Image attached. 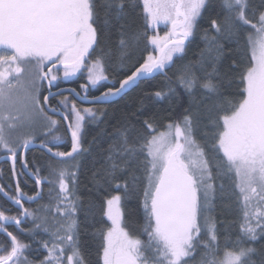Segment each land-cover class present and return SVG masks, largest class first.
Wrapping results in <instances>:
<instances>
[{"label": "snow or ice", "instance_id": "obj_1", "mask_svg": "<svg viewBox=\"0 0 264 264\" xmlns=\"http://www.w3.org/2000/svg\"><path fill=\"white\" fill-rule=\"evenodd\" d=\"M140 8L143 23L134 28L129 18ZM101 12L104 27L116 26L119 35L124 78L118 87L104 66L111 48H101L88 62L100 44ZM205 12L203 47L168 76ZM161 22L171 25L165 36L150 35ZM134 52L139 56L129 67L125 61ZM61 67L65 80L87 69V83L80 86L85 94L71 92L92 105L162 75L164 87L146 98L178 100L182 109L175 120L160 125L142 105L100 149L94 162L100 167L92 171L88 190L90 197L103 194L96 264H264V247H255L264 241V0H0V153L12 162L13 177L21 174L15 170L19 161L34 180L31 195L19 182L15 194L11 185L8 191L0 186L5 203L18 212L11 215V208L0 204V264H89L78 231L80 212L88 220L95 207L90 201L85 210L79 194L83 157L90 153L83 146V129L104 111L81 109L69 96L52 104L62 95L51 92L61 80ZM101 82L110 86L89 100L90 86ZM233 85L235 91H229ZM54 116L67 122L70 150H60L65 137ZM202 122L204 135L198 138ZM209 131L211 156L200 142ZM34 146L48 157L47 175L39 162L29 168L26 153ZM225 181L237 195L242 222L234 239L226 236L221 257L210 213L217 194L225 193ZM45 185L47 201L41 203ZM141 189L143 223L130 225L122 202ZM26 202L37 207H25ZM26 222L30 228L22 227ZM10 225L16 231H9ZM21 235L40 237L35 242L46 252L42 259H29L31 245Z\"/></svg>", "mask_w": 264, "mask_h": 264}, {"label": "trees", "instance_id": "obj_2", "mask_svg": "<svg viewBox=\"0 0 264 264\" xmlns=\"http://www.w3.org/2000/svg\"><path fill=\"white\" fill-rule=\"evenodd\" d=\"M99 4V0H97ZM101 19L98 22L100 27V44L96 49V52L92 54L91 61L94 60L97 54L100 52L101 48L107 51L109 48L112 50V54L110 57H106L104 61V66L106 70V75L109 78V81H116V86L118 87V81L124 78V75L119 70V59L118 52L116 49V45L119 40V35L117 32V27L113 26L110 29H106L103 25V13H100ZM208 16L209 13L205 12L203 18H201L198 22L197 32L193 38H191V42L186 46V52L183 56V59H176V63L172 65V67L168 70L167 75L172 76V74L176 71V69L183 63L191 60L196 53L199 52V49L203 47L200 36L203 32V29L208 25ZM129 23L134 28H140L143 23L142 18V8L137 9V12L133 14L129 18ZM165 31V25L159 24L157 28L152 30L150 35H161ZM143 47V44H141ZM139 56V52H134L132 59L125 61V63L130 67L132 62L137 59ZM142 62V61H141ZM138 66V65H137ZM63 69L62 67L60 70ZM59 70V71H60ZM127 74H130L128 72ZM165 77L162 75H157L154 78L142 80L137 86L133 87L130 91L127 92L124 96H122L117 101L108 104H96V105H85L77 102L73 96L70 94H62L56 96L52 100V104L55 105L59 99H62L63 96H69L70 100H75L77 106L80 107H96L98 109H102L104 111V115L99 119V121H91L87 120L85 122V126L83 129V146L85 148L90 149V153H85L83 157V166L80 171V185H79V194H82V200L84 204V209L86 210L89 202L94 203L95 207H93L92 212L94 215H90L88 220H85V211H81L79 215L80 227H79V245L82 253L85 258L89 261V264H96L97 261V251L98 246L100 244V240L95 235L96 230L101 227L100 220V210L99 205L103 198V194L96 196H89V188H91L90 177L92 171L96 168L100 167L99 163H94L99 159L100 149L107 148L109 141V134L113 133L115 129L125 121L126 118H133L132 114L138 112L141 109V106H144L146 115L155 114L157 121L160 125H163L167 122L168 118L173 120L176 119L177 113L182 111L179 104L180 101L173 100L171 104L169 101L164 100L160 102H153L150 99H147V94L159 90L164 87ZM87 83V76L85 73H79L71 79L60 80L58 82V87H53V89H57L64 86H72L74 87L81 95L85 93L81 89L82 84ZM110 86L109 82H101V85H98L97 88H89V97L99 95L101 92L105 91L106 88ZM229 91H235V85ZM47 92L46 82L44 86V94ZM42 99V97H41ZM183 103L187 105V97L183 98ZM71 105H69L70 108ZM54 118L61 121L58 133L61 136L65 137V142L61 146L60 150L67 151L71 148V138L69 133L66 131V125L62 121V119L58 116H54ZM144 117H141L143 119ZM204 135V124L203 122L199 125L197 129V137L201 138ZM211 132H208L207 138H203L200 140L202 144H205L209 150V155L211 156V145H210ZM39 142V140H37ZM3 153H0L2 155ZM26 159L29 164V168H31L35 163L39 162L40 164L45 165L44 174H48L47 169V161L48 157L45 153L41 152L38 148L31 149L26 153ZM15 170L17 173H21L16 176L17 182H19L21 188L25 193L31 195L34 189V181L26 175L21 168V162H17L15 166ZM220 181H217L219 184ZM11 185V194H15V184L12 178L11 166L8 162H2L0 164V186H4L5 190L8 191V186ZM47 191L48 185H45V200L41 201L44 203L47 201ZM142 195V189L140 192H133L129 198L125 199L122 202V210L125 214V220L130 225H140L143 223V213L139 204V197ZM0 204H5L6 207L11 208V215H17V209L11 205L6 204L3 196L0 194ZM25 207L36 208L37 204L25 203ZM210 215L216 221V227L218 233L220 234V256L223 257L225 238L228 235H232L233 239L235 238V234L239 231V225L242 222V213L240 211V206L237 203V195L234 190L230 186L229 181H225V193L223 195L217 194V199L214 205V211L210 213ZM203 222V221H202ZM24 228H30L31 223L26 222L22 225ZM9 231H16L14 225L9 226ZM44 239H49L48 236H44ZM3 239V236L0 235V240ZM21 239L31 245V248L28 250L27 255L29 259L33 261H38L42 259L46 252L39 247V245L35 242L39 240L40 237H30L27 235H21ZM146 239V237H145ZM255 247L260 249L264 247V241H259L255 244ZM2 254V253H0ZM259 260V257H256ZM197 260H199V256H197Z\"/></svg>", "mask_w": 264, "mask_h": 264}, {"label": "water", "instance_id": "obj_3", "mask_svg": "<svg viewBox=\"0 0 264 264\" xmlns=\"http://www.w3.org/2000/svg\"><path fill=\"white\" fill-rule=\"evenodd\" d=\"M171 27V26H170ZM46 89H47V92L45 93V94H48V86H47V83H46ZM72 89H75L74 87H72V86H64V87H60V88H57V89H51V92L52 93H62V94H66V93H68V94H70L71 96H73V98L77 101V102H79V103H81V104H85V105H92V104H90L88 101H81L80 100V98L78 97V96H76L73 92H71V90ZM76 90V89H75ZM76 92H78L77 90H76ZM81 95V94H80ZM56 96H59V95H56ZM56 96H54V97H56ZM81 96H83V95H81ZM122 96H124V95H122ZM121 96V97H122ZM121 97H119V98H113V100L112 101H110V102H107V103H98V104H108V103H112V102H114V101H117L118 99H120ZM89 100H91V97H89ZM58 117H60L61 119H62V121L65 123V125H66V128H67V122L66 121H64L63 120V117L62 116H58ZM69 136H70V133H69ZM36 144L38 145L39 144V142H37L36 141ZM35 148H38V147H31L30 148V150L31 149H35ZM39 149V148H38ZM29 151V150H28ZM27 151V152H28ZM3 156H4V154H2V155H0V164L2 163V162H8L9 164H10V166H11V171L13 172V165H12V162L11 161H8V160H6V159H4L3 158ZM16 166V165H15ZM22 167V166H21ZM22 170H23V172L26 174V175H28L32 180H33V178H32V176L31 175H29L28 174V171L29 170H27V169H23L22 168ZM12 178H13V182H14V184H15V186H16V184H17V180H16V177H13V175H12ZM34 181V180H33ZM2 195V194H1ZM27 203V202H26ZM15 207V206H14ZM16 208V207H15Z\"/></svg>", "mask_w": 264, "mask_h": 264}, {"label": "rangeland", "instance_id": "obj_4", "mask_svg": "<svg viewBox=\"0 0 264 264\" xmlns=\"http://www.w3.org/2000/svg\"><path fill=\"white\" fill-rule=\"evenodd\" d=\"M160 24H163V25H165V31H164V33L163 34H161V35H159L160 37H164L165 36V34L170 30V24H166V23H164V22H161ZM158 27V26H157ZM156 27V28H157ZM89 64L91 63V58H89ZM79 73H85L86 74V76L88 75V73H87V69L86 68H84V69H82L80 72H78L76 75H78ZM76 75H74V76H76ZM59 76L61 77V79L62 80H65V79H63V69H61L60 71H59ZM74 76H72V77H70L69 79H71V78H73ZM78 107H80V106H78ZM81 109L83 108V107H80Z\"/></svg>", "mask_w": 264, "mask_h": 264}, {"label": "flooded vegetation", "instance_id": "obj_5", "mask_svg": "<svg viewBox=\"0 0 264 264\" xmlns=\"http://www.w3.org/2000/svg\"><path fill=\"white\" fill-rule=\"evenodd\" d=\"M22 168V167H21ZM23 171V170H22Z\"/></svg>", "mask_w": 264, "mask_h": 264}]
</instances>
